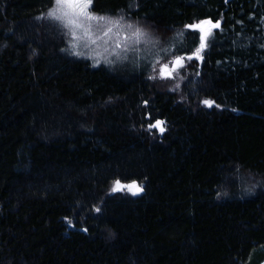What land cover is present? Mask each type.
Wrapping results in <instances>:
<instances>
[{
  "label": "trees",
  "instance_id": "1",
  "mask_svg": "<svg viewBox=\"0 0 264 264\" xmlns=\"http://www.w3.org/2000/svg\"><path fill=\"white\" fill-rule=\"evenodd\" d=\"M55 4L0 0V264H264V0H92L106 63Z\"/></svg>",
  "mask_w": 264,
  "mask_h": 264
},
{
  "label": "rangeland",
  "instance_id": "2",
  "mask_svg": "<svg viewBox=\"0 0 264 264\" xmlns=\"http://www.w3.org/2000/svg\"><path fill=\"white\" fill-rule=\"evenodd\" d=\"M56 8V15L62 16L63 21L60 20L63 27L64 25H67L69 28L71 39L69 47L73 49V52L77 55H80L81 57L87 56L92 62L94 58L97 59L99 63L107 62L106 60L109 59V57H116L111 55L110 50H114L115 44L118 42L122 43V47L120 51H125L122 54H136L142 50V46L145 42L143 40V37L146 35L145 32L142 30L143 26L138 25L136 22L124 19L122 21H118L119 24H115L117 22L116 18L111 19L106 18L105 21H97V20H89L86 16L81 15L79 12V9L77 8L75 11H73L71 8H69L66 5H57L55 4ZM90 15L95 17H100L99 15L95 14L91 10V6L88 7L86 10ZM67 12L68 15L64 16V13ZM68 19H73L76 21L77 24L82 25L80 28H76L74 25H69L67 23ZM103 25V30H106L107 27H112L113 31L112 33H109L107 37H103V31L100 27ZM129 25L131 27H129ZM66 29V27H65ZM85 29H90V32L92 34V39H96L97 42L93 44L91 40L84 35ZM136 29H140L142 32V35L139 38V43H135V37H133V32ZM67 30V29H66ZM79 37V39L74 38ZM128 36L130 39L127 41L124 40V37ZM147 40V39H146ZM127 49V50H125ZM106 52L110 53L107 55ZM93 55V57H92ZM92 57V58H91ZM93 66H97V63H93Z\"/></svg>",
  "mask_w": 264,
  "mask_h": 264
},
{
  "label": "snow or ice",
  "instance_id": "3",
  "mask_svg": "<svg viewBox=\"0 0 264 264\" xmlns=\"http://www.w3.org/2000/svg\"><path fill=\"white\" fill-rule=\"evenodd\" d=\"M92 0H56L57 5H66L69 8H71L73 11H75L77 8L79 9V12L81 15L86 16L89 20H97V21H105V17H95L90 15L86 10L88 9V7L90 6ZM68 13L65 12L64 16H67ZM49 16L54 17L57 20L62 19V16H58L55 14V11L50 12ZM67 23L69 25H74L76 28H80L82 27V25L77 24L75 20L73 19H68ZM115 24H119V22H115ZM207 26V27H205ZM102 28L103 31V37H107L109 35V33H112L113 28L112 27H107L106 30H103V25L100 26ZM129 27H131L129 25ZM188 28L195 30V31H199L201 33V35L199 36V47L194 51V53L192 55H189L187 57L184 56H177L173 61L169 62V63H165L161 66L160 68V75L162 78H171L173 76V73L176 72V70L178 68H181L184 66V61L185 59L187 60H191L193 58L196 59H203L202 53L203 51L206 49L207 47V38L208 36L211 34L213 29H218L221 27L220 22H216L213 23L211 20H204L199 22V24H193V25H188ZM74 38L79 39V37H75ZM84 35L87 36L91 42L93 44H95L97 42L96 39H92V34L90 32V29H85ZM142 35V32L140 29H136L133 32V37H135V43H139V38ZM128 39H130V37L125 36L124 40L127 41ZM122 43L118 42L116 44L117 48L122 47ZM127 50V49H125ZM205 104H207L209 107L212 106V102L211 101H205ZM162 121H157L156 124L151 125L152 127H160L162 125ZM160 130L163 131V128L160 127ZM117 185H119V181H117ZM129 188L132 187H136L135 185H129ZM139 190V189H137Z\"/></svg>",
  "mask_w": 264,
  "mask_h": 264
},
{
  "label": "water",
  "instance_id": "4",
  "mask_svg": "<svg viewBox=\"0 0 264 264\" xmlns=\"http://www.w3.org/2000/svg\"><path fill=\"white\" fill-rule=\"evenodd\" d=\"M205 27H207V26H205ZM156 124V123H155ZM161 127V126H160ZM160 127H159V131L161 132V130H160ZM131 185H135L136 187H132L131 189H133L136 193H140L141 191H142V189L138 186V184L137 183H134V184H131ZM137 189H139V190H137Z\"/></svg>",
  "mask_w": 264,
  "mask_h": 264
}]
</instances>
